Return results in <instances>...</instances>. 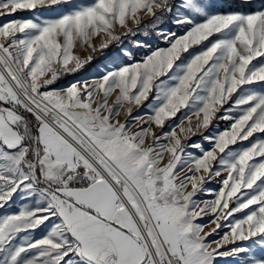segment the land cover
<instances>
[{
    "label": "snow or ice",
    "instance_id": "snow-or-ice-1",
    "mask_svg": "<svg viewBox=\"0 0 264 264\" xmlns=\"http://www.w3.org/2000/svg\"><path fill=\"white\" fill-rule=\"evenodd\" d=\"M241 2L253 10L219 11L218 0H0V15L9 16L71 5L57 18L0 25V264H218V257L264 264V91L247 87L264 85V0L259 8ZM165 21L186 31L165 32ZM142 26L169 46L139 61L121 47L125 62L90 81L50 88L92 60L74 54L77 44L94 53L99 37L103 51ZM204 41L189 62L176 64ZM151 93L140 124L132 106ZM126 105L125 121L115 120ZM181 109L188 111L180 124L152 130ZM214 119L232 123L205 137L210 150L193 143L203 154L186 153L181 137ZM238 141L249 144L228 150ZM215 177L219 189H205ZM200 192L214 198L194 199ZM17 196L31 203L8 212ZM208 214L216 228L202 236L197 221ZM41 226L40 238L21 237ZM221 227L228 229L222 238L209 241Z\"/></svg>",
    "mask_w": 264,
    "mask_h": 264
},
{
    "label": "rangeland",
    "instance_id": "rangeland-1",
    "mask_svg": "<svg viewBox=\"0 0 264 264\" xmlns=\"http://www.w3.org/2000/svg\"><path fill=\"white\" fill-rule=\"evenodd\" d=\"M218 3L222 4L221 0H218ZM261 4V0L257 2L255 5L256 7H259ZM71 8V5L68 3H61L57 5H52V6H47V7H42L38 8L34 11L30 10H18L16 13L13 15H0V25H2L4 22L11 21L14 19H26V18H33L35 19L36 17H41V18H57L59 15L63 14L64 12L69 11ZM221 8V7H220ZM220 8L218 9L219 11ZM227 11V10H226ZM225 11V12H226ZM233 11V10H232ZM145 23L148 24L150 23V20L148 17H145ZM163 31H171L176 34V36L183 35L184 32L186 31L185 27L182 26H177L175 24L169 23L167 21L164 22L162 25ZM145 31L143 29V26L141 28V31L138 32L136 35H129V36H122L121 37V42L119 44H113L110 46L108 49H105L103 51H100L98 48L100 38L97 37L92 41L94 45L97 46V51L92 52L91 49L85 47L83 49L80 48L79 44H77L76 48H74V54L79 55L81 60H87L89 55H92V62L96 58L97 52H99V57L98 62L95 65H92L87 71L84 70V67L90 63H85L83 67H81L77 72L71 73V74H63L61 78L56 82V84L50 86V88H61L64 86H67L68 84L75 82V81H83V80H91L93 78L99 77L102 73H104L107 69H111L114 66V63L119 62L123 63L127 60V57H120V51L121 47L123 49L128 50L129 52L132 53V55L135 57L137 61L141 60L145 54L150 52L151 50L156 49L157 47H167L169 46L164 39L161 38V36L154 31H151V28H149L148 34L145 35ZM211 41H214L216 39V36L214 35L213 37L209 38ZM135 41H141L144 42L148 45V47H138L135 44ZM209 43V41H204L200 45H193L192 47L189 48L188 52H183L181 53V58L180 60L176 61L177 65L180 64H186L189 62V60L192 58L193 55H195L197 52L201 51L204 49V47ZM253 63H256L254 61ZM71 67V65H70ZM161 80H167V77H161ZM250 87L254 90L258 91H264V85L257 84V85H252V86H247ZM153 97L154 93H151L149 95V99L147 101H144L142 105L140 106H132V112L131 116L136 117L140 116L142 117L140 124L144 123V120L147 119V115L150 112L149 105L153 103ZM111 102V101H110ZM227 107V105L225 106ZM126 109L127 105L125 108H122L120 110L121 114L119 117H115V120H119L120 122L125 121L126 117ZM187 109H181L180 113L177 114V117L168 120L165 122V127L163 129H157L154 125H152V130L156 132L157 135L160 134L161 131H170V126L175 125V124H180V118L184 115L185 112H187ZM222 113L218 112L217 116L221 115ZM235 114V112H233ZM202 118V117H201ZM191 122L193 125L197 123V118L195 116H192ZM129 123L135 125V122L129 118ZM232 121L230 120H221V119H214L212 123L210 124L208 129H200L195 135L189 134V138L185 140L183 137H181L182 143L185 144V152L190 153L193 157L200 156L202 155L201 149L198 148H192L188 147V145H191L193 143L200 144L202 146V149L204 150H210L213 147V144L211 141L206 140V136H212L215 137L219 133L228 130L230 128V124ZM183 127L187 128L188 126V121L185 120L184 124L182 125ZM177 133L179 134V128L176 129ZM256 138H261V134H256ZM251 139V138H250ZM151 142V138H148L146 140V145ZM249 144V141H238L236 145H230L228 150H238L241 147L247 146ZM226 150V151H228ZM218 156L221 155L220 153H216ZM169 159V156L167 153L164 155V160L162 162L166 163ZM188 172V168L185 167L183 171L179 173L180 176H184ZM197 175H203V173H199ZM220 179L219 177L213 178L210 182L205 183L203 187L205 189H209L212 191H216L219 189L220 185ZM187 191H191V186L189 185ZM214 197L207 193V192H200L197 193V195L194 197V199L198 201H204V200H211ZM24 203H31L30 201H22L19 196L15 198V201L11 205V207H8L6 210L8 212H16L19 210V208L24 204ZM203 203H200L199 207H203ZM199 208H197V211ZM2 214V213H0ZM242 213H237L236 217L242 216ZM213 216L212 214H208L203 216L200 220H198V223L204 224L205 227L203 228V231L201 232V235H205L206 233L212 232L214 228H216V224L210 223L212 221ZM231 219V218H230ZM217 223L221 224H226L227 222L225 221H217ZM228 229L226 227H221L218 229L215 233L212 235L208 236V240H219L222 238L224 235V232L227 231ZM45 227L41 226L39 229H37L35 232L30 233V234H21V237L25 235H29L31 238H40L42 235L45 234ZM245 242H238V244H242ZM249 245H251V241L247 242ZM212 247H215V244L212 245ZM228 247H232V245H229ZM225 249H221V251H224ZM218 264H238L240 261L239 257L233 258V257H228V258H223V257H218L217 258Z\"/></svg>",
    "mask_w": 264,
    "mask_h": 264
},
{
    "label": "trees",
    "instance_id": "trees-1",
    "mask_svg": "<svg viewBox=\"0 0 264 264\" xmlns=\"http://www.w3.org/2000/svg\"><path fill=\"white\" fill-rule=\"evenodd\" d=\"M260 0H253V4L255 5L257 2H259ZM222 2V7L220 8L221 11H252L253 8L249 7L248 5H244L241 0H221ZM260 7V6H259ZM256 7L255 8H259ZM99 55V52H97L96 54V58L88 63L85 67L84 70L87 71L92 65H95L98 62L99 57L97 56Z\"/></svg>",
    "mask_w": 264,
    "mask_h": 264
}]
</instances>
